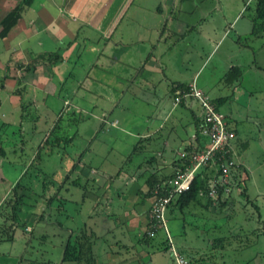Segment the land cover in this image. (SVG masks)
<instances>
[{"label":"crops","instance_id":"1","mask_svg":"<svg viewBox=\"0 0 264 264\" xmlns=\"http://www.w3.org/2000/svg\"><path fill=\"white\" fill-rule=\"evenodd\" d=\"M20 1L0 0V22ZM252 1L31 0L14 27L0 37V108L8 107L16 113L14 120L5 116L1 120V125L6 129L14 127L16 132L13 130L10 135L0 129V200L41 150L49 157L54 143L57 146L62 141L72 142V138L65 139L66 131L51 137L59 118L68 117L65 119L70 124L73 109L83 119L94 117L99 129L108 127L104 136L118 130L136 140L130 153L119 154L121 159L106 167L110 152L104 150L105 142L91 130L82 137L81 150L70 155L62 173L55 176L57 180V171L49 174L59 185L68 183L81 188L80 200H70L72 213L66 215L68 222L60 228L66 237L79 232L87 237V264H123L125 259L122 261L118 250L134 252L135 246L140 249L126 262L141 264L150 255L146 252L150 243L142 239L151 204L147 180L153 177L162 183L173 174L178 154L193 144L199 128L201 109L195 99L184 98L177 106L172 104V97L194 83L206 97L223 104V85L231 84L233 94L238 90L248 51L252 55L257 51L264 53V32L257 36L260 42L255 47L242 41L251 38L252 23L250 17L244 18V12ZM128 11L127 24L133 25L132 33L125 30L124 34L130 35L120 33L113 39ZM229 34L233 35L231 43L222 48ZM47 54H55L56 60L39 59ZM215 57V64L204 74ZM63 66H69L68 70L64 71ZM229 74L233 79L227 81ZM125 96L142 105L148 104L150 97L155 98L159 108L168 110L158 126L128 131L125 125L119 128L126 120L111 117ZM175 110L178 113L172 117ZM183 111L191 116L194 130L186 138L178 136L175 127V123L182 124ZM28 114L32 116L26 118ZM172 134L179 141L177 159L168 157ZM14 135L21 150L27 143L25 136H29L30 143L35 138L25 164L8 158L11 152L16 154L15 145H6ZM52 138L54 142L47 143ZM138 154L140 157H136ZM4 164L13 171L19 170L14 179L6 176L10 172L1 170ZM163 230L167 232L165 221ZM128 234L133 242H124ZM118 244H122L120 248Z\"/></svg>","mask_w":264,"mask_h":264},{"label":"rangeland","instance_id":"2","mask_svg":"<svg viewBox=\"0 0 264 264\" xmlns=\"http://www.w3.org/2000/svg\"><path fill=\"white\" fill-rule=\"evenodd\" d=\"M129 12L116 27L113 39L120 33L124 34L125 30L132 33L133 25L127 24ZM248 17L249 11L245 10L244 18ZM127 32L124 35H130ZM232 34L225 38L222 48L231 43ZM250 37L242 41L248 42V45L252 47L258 45L260 38H254L252 35ZM215 59L217 58L210 61L204 74L211 69L213 63L215 64ZM244 60L247 62L242 68L238 90L236 89L233 94V88H230L229 83L223 85L222 89L220 87L223 91V104L213 97L207 98L214 109L224 117L227 128L236 131L235 138L231 141V146L235 143L233 157L236 164L241 162L246 173L239 166L237 167L234 173L236 180H231L229 193H224L222 196L226 204L219 210H216L214 205L207 210L193 204L181 213L172 206L167 207L164 213L167 232L166 230L164 232L163 227H159L155 235L148 240L150 244L146 252L150 255L146 253L147 256L142 259L141 264H176L173 250L187 261L192 260L199 264H264V53L257 51L252 55L251 51H248ZM68 68L69 66H63L64 71ZM219 72L220 70L217 69V73ZM225 79L229 81L233 77L229 74ZM26 96H28L27 91ZM156 102L157 99L150 97L148 104L142 105L125 96L119 104L121 107L117 108L111 117L120 118L124 122L126 120V124L121 122L119 128L125 125L127 127L125 130L130 128L133 132L143 126L156 127L168 110H162L155 104ZM173 102L174 96L172 104ZM195 104L199 107L197 100ZM59 108L60 105L57 109ZM8 109V107L0 108V129L1 133L13 135L14 127L6 129L1 125L3 116L10 120L16 119V113ZM73 111L75 113L72 112V122L68 124L65 119L68 117L63 115L58 119V128L55 129L56 132L66 131L65 139L72 138V142L62 141L57 146H54V143L52 155L49 157L41 150L39 160H34L32 166L20 176V183L25 189H23V202L18 206L20 210L17 211V224L12 221L11 214L4 205V200L10 193L11 187L10 190H6V195L0 200V264H79L75 261H63V250L67 237L58 224L60 223L61 227L67 224L66 215L72 213L70 200L74 203L80 200L81 188L69 186L68 183L59 185L60 182L56 181L55 176L62 173L70 155L77 149L81 150L82 137L91 130H95L99 139L105 142L104 150L110 152L106 158L107 161L110 160L109 165L104 163L106 167L114 166L112 162L121 159L118 157L119 154L130 153L136 138L127 136L118 130H115L112 135L104 136L108 127L99 129V123L96 119L94 120V117L83 119L82 115L74 109ZM177 113L178 111L175 110L172 117H175ZM182 113V124L175 123V127L178 128L176 134L180 137L185 135L186 138L192 135L194 130L189 113L187 111ZM30 116L32 115L28 114L26 118ZM66 123L69 125L67 129L66 126L64 127ZM55 131L51 137L59 136ZM162 131H165L164 127ZM174 136L176 135L172 134L173 139L169 140L168 157L177 159L179 141L175 140ZM24 138L27 143H24L22 150L18 144L19 139L15 135L10 137L6 143L8 146L15 145L13 148L16 154L13 155L11 152L8 158L15 159L18 164H25L31 157L29 149L35 141L34 138L30 143L29 136ZM203 143L206 144L207 140L203 139ZM157 146H161V143H157ZM137 156L140 157V154ZM96 160L97 157L94 161ZM1 170L5 173L10 172L6 176L13 179L19 172V170L13 171L8 168L6 164L2 165ZM55 171H57L54 175L56 180L52 181L49 174L52 175ZM242 181L244 183L239 187L237 184ZM243 188L246 191L245 196L241 195ZM217 197L218 194L213 199ZM46 200H49V204H46ZM109 240L112 239L109 238ZM133 240L130 234L124 237L126 243L133 242ZM121 245L118 244V247L120 248ZM135 249L138 251L140 248L135 246ZM118 251L123 257L122 261L125 259L123 264H128L126 262L128 257H133L137 253V251L130 250ZM85 262L84 264L88 263Z\"/></svg>","mask_w":264,"mask_h":264},{"label":"built area","instance_id":"3","mask_svg":"<svg viewBox=\"0 0 264 264\" xmlns=\"http://www.w3.org/2000/svg\"><path fill=\"white\" fill-rule=\"evenodd\" d=\"M188 97L197 100L199 104L201 109L199 130L207 143L196 151L182 150L178 154L179 160L173 177L162 182L153 192L147 214L148 228L145 233L148 235H152L159 227L164 228V213L170 202L189 190L192 181L201 170H205L209 176L207 196L213 199L218 194L217 186H222L223 192L229 193L232 176L238 167L231 146L234 133L227 128L224 117L214 109L194 83L176 93L174 105ZM173 254L176 264H188V261L175 250Z\"/></svg>","mask_w":264,"mask_h":264},{"label":"trees","instance_id":"4","mask_svg":"<svg viewBox=\"0 0 264 264\" xmlns=\"http://www.w3.org/2000/svg\"><path fill=\"white\" fill-rule=\"evenodd\" d=\"M31 0H21L19 3L16 4L14 8H12L6 15L2 18L0 22L1 30H0V37H4L8 34V32L14 27L18 19L20 18L21 12L24 7L29 5ZM247 11H249V17L252 23L251 28V35L254 37L260 36L264 32V0H253L252 3L246 8ZM43 57L47 58L44 59ZM57 56L55 54H47L41 56L40 60H46V61H54L56 60ZM58 128L57 123L55 127L53 128L52 132L55 131V129ZM56 132V131H55ZM54 134V133H53ZM56 134V133H55ZM203 136L200 134L199 128L196 130V136L193 140V144L187 146L184 148L186 152L196 151L200 147L204 145L202 144ZM54 140L47 141V143H52ZM195 144V145H194ZM41 154H37L33 160H39ZM33 163V162H32ZM32 163L29 164L28 167L32 166ZM174 175L171 174L168 176L164 181L169 180ZM208 174L205 172V170H201L192 181L190 188L188 191L182 193L178 197H176L174 200H172L168 207L172 206L173 208L177 209L179 212H183L186 210L190 205L196 204L199 205L203 209H211V206H215L216 210H219L226 204L225 199L223 200L222 196L224 195L223 187L217 186V193L218 197L217 199H211L209 196H207V193L209 191V187L207 184L208 180ZM232 180H236V175L234 174L232 176ZM148 183V196H152L155 189H157L161 182H158L155 178L150 177L147 180ZM244 181L239 182L237 185L240 187ZM24 186L20 183V180L17 181V183L12 187L10 190L9 195L4 200V205H6V208L9 210V213L11 214L12 221L17 224V211L20 210L19 204H21L23 194ZM28 188H26L27 190ZM245 189L243 188V191L241 193L242 196H245ZM50 199V198H49ZM203 199V200H202ZM205 200V201H204ZM49 200H46V204ZM204 201V202H203ZM43 218V216H41ZM61 227V224H58ZM157 230H155L152 235H148L145 233L143 236V241L147 242L153 235H155ZM90 242L88 241L87 237L79 232L78 234H69L67 239L65 240L64 250H63V261H71V262H77L79 264L86 263V258L88 254L90 253ZM188 264H199L196 261L188 260Z\"/></svg>","mask_w":264,"mask_h":264}]
</instances>
